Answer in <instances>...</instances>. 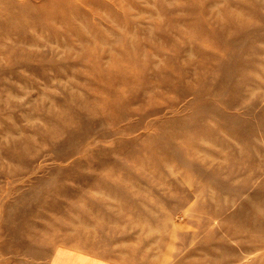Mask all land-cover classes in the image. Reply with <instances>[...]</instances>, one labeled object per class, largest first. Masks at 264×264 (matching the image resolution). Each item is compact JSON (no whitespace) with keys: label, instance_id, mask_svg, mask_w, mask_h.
Listing matches in <instances>:
<instances>
[{"label":"rangeland","instance_id":"obj_1","mask_svg":"<svg viewBox=\"0 0 264 264\" xmlns=\"http://www.w3.org/2000/svg\"><path fill=\"white\" fill-rule=\"evenodd\" d=\"M0 264H264V0H0Z\"/></svg>","mask_w":264,"mask_h":264}]
</instances>
